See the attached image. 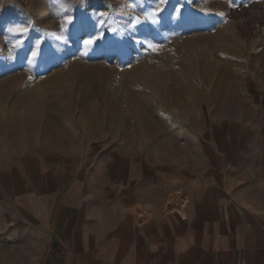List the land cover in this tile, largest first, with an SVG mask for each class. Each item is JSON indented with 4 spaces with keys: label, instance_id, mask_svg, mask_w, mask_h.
<instances>
[{
    "label": "rangeland",
    "instance_id": "obj_1",
    "mask_svg": "<svg viewBox=\"0 0 264 264\" xmlns=\"http://www.w3.org/2000/svg\"><path fill=\"white\" fill-rule=\"evenodd\" d=\"M254 98L264 0H0V264L34 263L18 185L132 174L160 195L186 142L225 140Z\"/></svg>",
    "mask_w": 264,
    "mask_h": 264
},
{
    "label": "crops",
    "instance_id": "obj_2",
    "mask_svg": "<svg viewBox=\"0 0 264 264\" xmlns=\"http://www.w3.org/2000/svg\"><path fill=\"white\" fill-rule=\"evenodd\" d=\"M228 120L226 139L186 142L184 163L141 188L128 174L106 184L36 177L13 193L33 264H264V104ZM219 129V128H218ZM6 157L0 153V164ZM19 164L31 159L17 158ZM24 162V163H23ZM16 179V178H15ZM173 182V183H172ZM57 183V185H56ZM172 188L182 201L164 210Z\"/></svg>",
    "mask_w": 264,
    "mask_h": 264
},
{
    "label": "snow or ice",
    "instance_id": "obj_3",
    "mask_svg": "<svg viewBox=\"0 0 264 264\" xmlns=\"http://www.w3.org/2000/svg\"><path fill=\"white\" fill-rule=\"evenodd\" d=\"M85 43H91V41H90V40H88V41H85Z\"/></svg>",
    "mask_w": 264,
    "mask_h": 264
}]
</instances>
